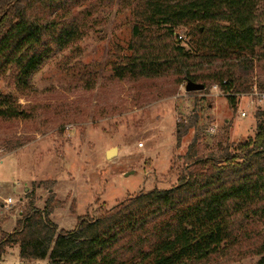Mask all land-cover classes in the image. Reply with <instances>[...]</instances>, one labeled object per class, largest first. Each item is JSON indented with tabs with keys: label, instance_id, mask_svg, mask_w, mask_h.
<instances>
[{
	"label": "trees",
	"instance_id": "trees-1",
	"mask_svg": "<svg viewBox=\"0 0 264 264\" xmlns=\"http://www.w3.org/2000/svg\"><path fill=\"white\" fill-rule=\"evenodd\" d=\"M116 1L0 0V81L11 78L20 93L30 92L41 67L84 39L94 16ZM263 1L120 0L131 11L133 36L130 54L113 65L114 76L174 78L205 90L217 85L236 109L237 97L254 86L256 70L264 89ZM187 27L192 35L185 46L178 31ZM21 118H27L25 109L0 92V120ZM197 123L193 117L191 126ZM190 127L180 124L179 143ZM257 129L219 158L194 159L195 138L178 186L80 218L71 232L51 220L58 203L50 196L44 209L24 211L15 230L2 234L0 263L17 248L22 261L48 264L228 263L245 250L264 264V121Z\"/></svg>",
	"mask_w": 264,
	"mask_h": 264
},
{
	"label": "rangeland",
	"instance_id": "rangeland-1",
	"mask_svg": "<svg viewBox=\"0 0 264 264\" xmlns=\"http://www.w3.org/2000/svg\"><path fill=\"white\" fill-rule=\"evenodd\" d=\"M258 11L264 26V1ZM93 19L84 39L41 67L30 92L20 93L11 78L0 81V92L27 112V118L0 120V240L15 230L24 211L44 209L50 196L58 203L51 220L71 232L80 218H95L142 192L171 190L190 163L185 156L195 138L194 159L219 158L225 148L233 152L254 138L258 121H264V101L252 96L254 89L264 93L257 70L236 109L215 85L188 94L187 84L174 78L118 80L113 65L130 54L131 11L117 0ZM178 32L186 46L192 31ZM193 117L198 123L191 126ZM180 124L191 127L179 143ZM113 148L118 154L108 159ZM257 261L245 250L228 263L212 264ZM21 263L48 261L24 262L17 248H9L0 264Z\"/></svg>",
	"mask_w": 264,
	"mask_h": 264
},
{
	"label": "water",
	"instance_id": "water-1",
	"mask_svg": "<svg viewBox=\"0 0 264 264\" xmlns=\"http://www.w3.org/2000/svg\"><path fill=\"white\" fill-rule=\"evenodd\" d=\"M186 93H194V92H203L205 90V86L202 85V84H197V83H194L192 81H189V83H187L186 85ZM118 154V150L113 148V149H110L108 152H107V158L108 159H113L115 158V156Z\"/></svg>",
	"mask_w": 264,
	"mask_h": 264
},
{
	"label": "built area",
	"instance_id": "built-area-1",
	"mask_svg": "<svg viewBox=\"0 0 264 264\" xmlns=\"http://www.w3.org/2000/svg\"><path fill=\"white\" fill-rule=\"evenodd\" d=\"M179 40L183 42V41H184V37H183L182 35H180V36H179ZM225 83H226V82H225ZM214 88L217 89V88H219V86L215 85ZM254 91H255V93H253L252 96H255V97L258 96V97H259V100H260L261 102H263V101H264V93H258L255 89H254ZM225 95L227 96V95H231V94L228 93V94H225ZM242 116H243V117H246V116H247V113H246V112H243V113H242ZM211 130H212L213 132L215 131L214 129H211ZM5 203L11 205L12 200H11V199H7V200L5 201ZM21 264H22V263H21Z\"/></svg>",
	"mask_w": 264,
	"mask_h": 264
}]
</instances>
